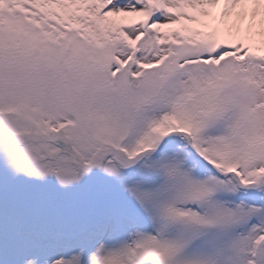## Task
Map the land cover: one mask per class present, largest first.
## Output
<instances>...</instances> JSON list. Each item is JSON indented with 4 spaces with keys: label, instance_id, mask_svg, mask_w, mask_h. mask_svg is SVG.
Here are the masks:
<instances>
[{
    "label": "snow or ice",
    "instance_id": "snow-or-ice-1",
    "mask_svg": "<svg viewBox=\"0 0 264 264\" xmlns=\"http://www.w3.org/2000/svg\"><path fill=\"white\" fill-rule=\"evenodd\" d=\"M0 264H264V0H0Z\"/></svg>",
    "mask_w": 264,
    "mask_h": 264
}]
</instances>
